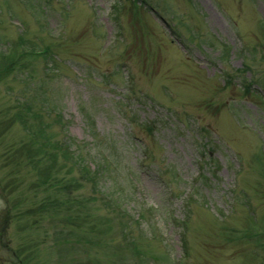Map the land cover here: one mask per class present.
Segmentation results:
<instances>
[{
    "label": "rangeland",
    "instance_id": "374dc122",
    "mask_svg": "<svg viewBox=\"0 0 264 264\" xmlns=\"http://www.w3.org/2000/svg\"><path fill=\"white\" fill-rule=\"evenodd\" d=\"M114 1L0 0V71L19 59L0 77V264H177L169 217L190 196L183 264H260L264 236L247 233H264V0H123L118 17ZM47 46V59L18 52ZM19 113L111 159L102 183L122 208L87 184L34 186L36 129Z\"/></svg>",
    "mask_w": 264,
    "mask_h": 264
},
{
    "label": "trees",
    "instance_id": "16d2710c",
    "mask_svg": "<svg viewBox=\"0 0 264 264\" xmlns=\"http://www.w3.org/2000/svg\"><path fill=\"white\" fill-rule=\"evenodd\" d=\"M141 0H134V2H140ZM119 8H117L116 13L118 14ZM32 51V50H31ZM35 53V51H32ZM51 52V47L47 46V48L44 50L43 56L45 59H47L46 55ZM31 52H25V54H30ZM42 52H39L38 54H41ZM20 56V55H19ZM4 59L2 61V71H0V77L6 74L7 72H10L11 68L17 64L18 57L13 54V57L7 56V58L4 56ZM19 120L20 123L28 130L29 128L35 127L33 123L26 117V114L19 113L16 114L14 117V120ZM62 126V125H61ZM35 131L31 130L32 132V138L29 139V143L24 144V149L26 150V154H28V157L30 161H33L34 165V152H37L38 155H41L39 157L38 161H35L37 164L34 165V168L39 169L38 174L41 177V182L38 183V187L41 184L46 185L45 189L47 188V183L49 180L53 177L57 184L59 186V190L63 187V180H71L70 185L71 186H84L85 184L89 185L92 189V191L95 193V195H100L101 202L103 207L105 209L111 211L115 204H120L119 207L122 208V203L125 199V193L120 192V195L117 193H111L109 186L106 184L104 185L102 183V179H104V175L107 172H110L112 169L115 170V167L113 166V161L111 159H108V157L104 154V156H98L97 159H94L93 161H90L89 158L85 154L84 150L81 146H77L76 149H72L71 141L69 142L65 140L67 136L63 135L62 127L60 129L63 139L59 143L53 141L54 137L50 135L49 131L44 127L42 124H38V127H35ZM35 149V150H33ZM31 156V157H30ZM14 158V157H13ZM260 164L264 165V160H262L261 156H258ZM43 162L44 164H39ZM264 168V167H263ZM69 177V178H68ZM37 185V184H36ZM124 186V185H123ZM124 189V188H123ZM93 201L96 199V196L92 197ZM88 200V199H87ZM71 203H78L77 200L70 201ZM63 204L61 201H56V206H60ZM85 203H83L84 205ZM88 205L85 204L84 207ZM82 211L77 212L76 216L73 214H70V219L73 221H76L77 216H81L82 221H86L87 217L91 215L90 211L86 210L84 211L82 215ZM57 212V210H56ZM121 217L124 220L120 221L121 229L126 235L125 238L127 241H129V234L128 233V227H129V219H126L125 214L122 212ZM110 219V218H109ZM130 232V231H129ZM130 244L132 245L133 249L137 252L140 251L139 245L134 241V238L130 239ZM130 248V246H127Z\"/></svg>",
    "mask_w": 264,
    "mask_h": 264
}]
</instances>
